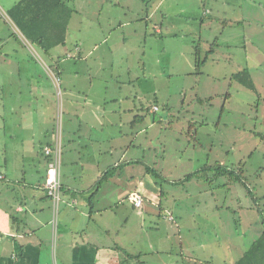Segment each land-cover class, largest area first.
Listing matches in <instances>:
<instances>
[{
    "label": "rangeland",
    "instance_id": "374dc122",
    "mask_svg": "<svg viewBox=\"0 0 264 264\" xmlns=\"http://www.w3.org/2000/svg\"><path fill=\"white\" fill-rule=\"evenodd\" d=\"M118 1V14L126 8L130 11L127 18L140 17L139 22L110 27L108 19L116 11L107 12L109 3L98 14L94 6L82 1L80 18H90L89 23L79 29L72 26L65 44L50 54L35 43L25 46L5 24L1 34H7L9 40L0 49L10 57L0 62V87L26 92L31 85L49 92L52 72L60 79L61 91L76 86L84 92L89 88L88 79L96 93H102L103 87L109 95L126 90L129 100L125 105L130 109L117 108L120 122L134 119L139 111L143 122H136L133 129L121 128L129 135L125 143L133 140L135 159L148 163L160 175L148 172L141 162L124 168L126 181L132 175L135 184L138 176L143 178L144 214L126 198L119 202L117 213L122 217L133 212L134 219L144 215L151 227L132 230L128 239L122 237L130 250L125 255L133 252L136 256L126 258L127 263L206 264L211 259V264H233L264 231V0H243L235 11L228 0ZM95 18H101L102 25L109 28L104 31L113 36L107 43L114 48L107 61L113 64L111 73L104 71L100 60H107L105 44L94 49L103 39L101 32L95 33ZM260 18L262 26L256 23ZM146 23L151 33L140 38ZM155 24H161V33L155 32ZM127 28L130 37L122 41ZM89 49L92 55L86 58L82 50ZM246 69L254 90L234 77ZM48 94L40 97L39 93L33 114L40 123L44 119L51 123L56 108L63 110L62 128L60 124L56 133V137L62 136V160L67 121L71 129L77 128L82 116H74L73 111L79 114L82 106L67 117L62 97L52 96L51 100ZM107 102L104 107L108 110L111 105ZM49 127L56 131V126ZM47 139L42 137L39 146ZM79 151L82 153V147ZM221 165L231 172L218 173ZM169 214L176 219L169 220Z\"/></svg>",
    "mask_w": 264,
    "mask_h": 264
},
{
    "label": "crops",
    "instance_id": "0c3cea01",
    "mask_svg": "<svg viewBox=\"0 0 264 264\" xmlns=\"http://www.w3.org/2000/svg\"><path fill=\"white\" fill-rule=\"evenodd\" d=\"M19 1L21 0H0V21L3 20L0 24V47L6 46L9 40L7 34H1L5 24H9L15 37L17 35L22 39L23 33L9 15V10ZM67 1L74 12L66 36L72 26L79 29L81 24L89 23L87 21L90 18H80L82 1L94 6L98 14L103 12L105 2L109 3L107 12L111 14L116 11V16L108 19L107 24L110 27L113 24L126 27L140 20V17L137 20L127 18L126 14L130 11L126 8H121L122 14L119 15L118 0H115L116 3L114 0ZM233 1L228 0L226 3L235 11L242 5L243 0ZM257 8L260 11L263 9L262 2L257 4ZM148 17L145 20H148ZM94 23L97 29L95 33L101 32L103 37L99 45L95 44L94 49L98 47L99 50L101 45L105 44L107 60L106 62L104 58L100 60L104 71L111 73L113 64L107 61L114 48L112 43L111 47H107V43L112 41L113 36L104 31L109 28L102 25L101 18H95ZM256 23L259 26L263 25L261 18ZM155 27V31L162 32L161 24H155ZM145 29L146 32L140 38L151 33V26L148 23ZM127 30L128 28L126 32ZM129 37L128 32L127 36L122 34V41ZM84 51L82 50V54L85 53L86 58L92 55V49ZM9 57L8 52L0 49V62L6 61ZM50 76L52 77L50 93L40 86L33 87L30 83L26 92L22 88L12 91L0 87V264H128L126 261L128 257L125 254L130 250L126 249L122 237L127 236L128 239L136 229L137 231L151 229L146 216L138 215V219H134L132 212L130 216H133V219L130 223L129 215L120 217L116 210L124 198L136 208L129 200V194L137 191L143 196L145 187L140 176L137 177L136 184L133 181L135 176L132 174L129 181L123 179L126 174L124 168H130L135 162L137 165L140 164L139 159H135L134 156L136 146L133 140L125 143L129 135L125 134V129H121L123 126L133 129L130 125L133 118L126 123L120 122L118 118L120 113L117 108L123 106L127 107L126 110L130 109L125 105L129 96L124 89L120 94L116 92L117 94L109 95L106 87H103L102 93H96L97 89L93 90V81L90 79L86 83L88 85L86 87L89 88L84 92L76 86L61 91V105L63 109L66 106L64 113L69 117L72 109L82 106V112L79 114L76 110L73 111L76 113H73L74 116H82V121L78 120L77 128L75 126L72 129L71 122L67 121V136L63 142L65 154L61 164L62 202L58 208L57 223L53 224V204L44 189L48 158L43 146L54 144L59 124L62 128L63 110L58 112L56 108V118L53 116L51 123L45 119L40 123L33 114V111H36L35 104H38L39 93L40 97L49 93L51 100L52 96H57L53 79L55 75L51 72ZM96 76L100 77L99 74ZM129 83L131 84L132 80ZM106 102L108 106L111 105L108 110L106 106L104 107ZM130 103H133L135 109L132 98ZM50 105L53 111L54 106L52 103ZM137 115L143 116L140 111ZM50 124L56 126L55 132L50 131L52 129L49 127ZM114 127L116 129L113 132ZM42 137L48 139L43 146H39ZM119 138L122 141H118ZM60 141L62 143V136ZM81 147L82 153L79 151ZM159 207L161 208V204ZM139 209L144 214L143 208ZM171 216L173 217L169 214L168 219L174 221L176 218L170 219ZM130 254L135 255L133 252ZM139 254L140 257L143 256L142 253ZM205 262L211 264V259Z\"/></svg>",
    "mask_w": 264,
    "mask_h": 264
},
{
    "label": "trees",
    "instance_id": "16d2710c",
    "mask_svg": "<svg viewBox=\"0 0 264 264\" xmlns=\"http://www.w3.org/2000/svg\"><path fill=\"white\" fill-rule=\"evenodd\" d=\"M73 12L74 9L67 0H21L9 10V15L31 43L37 44L45 54H50L55 47L64 45L67 27ZM234 77L247 88L255 89L248 69L238 72ZM149 110L150 108L144 109L147 112ZM142 121L143 116L136 115L130 125L134 127L136 122ZM141 164L154 176H160L148 163L141 162ZM218 171L220 174L231 172L222 165L218 167ZM46 196L50 199L48 195ZM127 257L134 259L136 256L129 254ZM234 264H264V231Z\"/></svg>",
    "mask_w": 264,
    "mask_h": 264
},
{
    "label": "built area",
    "instance_id": "2783aa9c",
    "mask_svg": "<svg viewBox=\"0 0 264 264\" xmlns=\"http://www.w3.org/2000/svg\"><path fill=\"white\" fill-rule=\"evenodd\" d=\"M22 40L25 44L30 45V41L22 35ZM33 49V48H32ZM34 50V49H33ZM59 79L56 78V93L57 96L61 99V88L58 84ZM154 110H157L156 106H153ZM60 125V124H59ZM60 137L57 136L54 140V144L52 146H47L44 148V153L48 157L47 161V171L45 177L44 189L46 194L50 197V200L53 204V224L57 223L58 219V208L60 203L62 202V178H61V154H62V143L60 141ZM129 200L133 203V205L137 208H141L144 203L143 196L134 191L129 194ZM173 219V217H169Z\"/></svg>",
    "mask_w": 264,
    "mask_h": 264
},
{
    "label": "clouds",
    "instance_id": "9594fccd",
    "mask_svg": "<svg viewBox=\"0 0 264 264\" xmlns=\"http://www.w3.org/2000/svg\"><path fill=\"white\" fill-rule=\"evenodd\" d=\"M158 109V108H157Z\"/></svg>",
    "mask_w": 264,
    "mask_h": 264
}]
</instances>
